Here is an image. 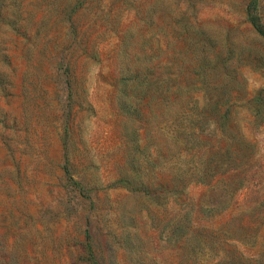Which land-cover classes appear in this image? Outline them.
I'll use <instances>...</instances> for the list:
<instances>
[{"label": "rangeland", "instance_id": "obj_1", "mask_svg": "<svg viewBox=\"0 0 264 264\" xmlns=\"http://www.w3.org/2000/svg\"><path fill=\"white\" fill-rule=\"evenodd\" d=\"M0 264H264V0H0Z\"/></svg>", "mask_w": 264, "mask_h": 264}]
</instances>
